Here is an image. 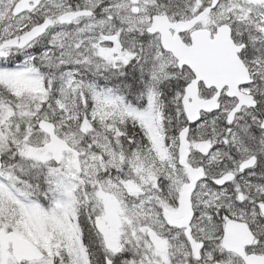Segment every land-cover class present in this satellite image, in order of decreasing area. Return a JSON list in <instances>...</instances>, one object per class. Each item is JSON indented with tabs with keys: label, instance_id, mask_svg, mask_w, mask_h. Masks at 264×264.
Masks as SVG:
<instances>
[{
	"label": "snow or ice",
	"instance_id": "snow-or-ice-1",
	"mask_svg": "<svg viewBox=\"0 0 264 264\" xmlns=\"http://www.w3.org/2000/svg\"><path fill=\"white\" fill-rule=\"evenodd\" d=\"M0 264H264V0H0Z\"/></svg>",
	"mask_w": 264,
	"mask_h": 264
}]
</instances>
